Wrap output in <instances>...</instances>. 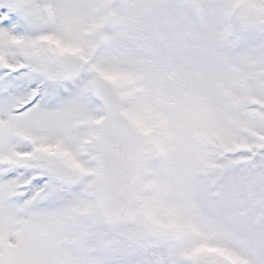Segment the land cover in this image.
<instances>
[{"label":"snow or ice","instance_id":"6c2138e0","mask_svg":"<svg viewBox=\"0 0 264 264\" xmlns=\"http://www.w3.org/2000/svg\"><path fill=\"white\" fill-rule=\"evenodd\" d=\"M0 264H264V0H0Z\"/></svg>","mask_w":264,"mask_h":264}]
</instances>
